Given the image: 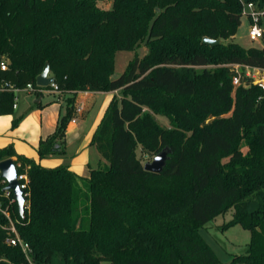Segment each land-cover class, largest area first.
Segmentation results:
<instances>
[{
  "label": "trees",
  "instance_id": "obj_1",
  "mask_svg": "<svg viewBox=\"0 0 264 264\" xmlns=\"http://www.w3.org/2000/svg\"><path fill=\"white\" fill-rule=\"evenodd\" d=\"M105 1L0 0V115L12 112L13 90L41 89L35 81L46 64L61 94L120 92L91 138L106 165L87 178L0 150V162L14 159L27 176L24 216L10 219L32 262L220 264L198 229L233 208L227 228L240 225L250 241L231 264H264V91L245 79L234 87L231 67L264 68V40L249 49L222 42L235 36L243 4L264 9V0H112L99 8ZM142 41L145 57L111 79L116 52ZM214 64L225 67L207 69ZM73 102L40 141V158L64 154ZM138 146L168 150L160 174L144 171ZM4 187L0 178L2 209ZM13 236L0 214V264H28L6 243Z\"/></svg>",
  "mask_w": 264,
  "mask_h": 264
},
{
  "label": "rangeland",
  "instance_id": "obj_2",
  "mask_svg": "<svg viewBox=\"0 0 264 264\" xmlns=\"http://www.w3.org/2000/svg\"><path fill=\"white\" fill-rule=\"evenodd\" d=\"M112 0L105 2H98V6L101 9H110ZM260 27L263 30V37L261 39L252 41L249 38L250 23L243 15L241 18V25L238 27L235 36L232 39L222 41L224 44L236 43L244 49L249 48H263L264 40V18L260 21ZM148 50L145 46V41L139 43V45L133 51H118L114 57V72L111 75V79L117 78L126 68L129 61L135 57L143 58L147 54ZM225 67V65H211L207 69H218ZM230 67V66H229ZM180 73H185V68H175ZM203 68H194L196 73H199ZM50 76L52 74L50 73ZM27 90L26 87L20 91ZM19 92V91H18ZM17 92V93H18ZM16 93V94H17ZM75 95V94H69ZM120 98V92L116 96ZM80 98V97H79ZM112 94L110 92H100L94 94L92 98H88L84 104H89V112L86 113V118H79V127L76 129H68L66 127L65 136L63 140L64 154L53 155L44 158H40L38 155V147L41 140H45L54 131V126H49V117L56 116L62 118L66 114V106H52L44 115L38 114L37 108L29 106L25 109V112L18 114L16 110H12L10 114L0 115V150L9 146L13 151L26 159L33 160L39 166L46 169H54L60 166H68L71 170H76V175L82 178H87L91 169H96L98 163L101 162V158L98 155L97 150L91 145V138L103 117L105 110L112 101ZM70 97H67V101ZM79 101V100H78ZM80 102V101H79ZM19 107V101L17 102ZM73 117H75L74 102ZM42 117V118H41ZM155 119L157 123L166 129L171 128V123L165 117L156 115ZM42 122V131L39 133V125ZM39 134L42 139H39ZM85 146L81 151V146ZM137 158L141 164L151 163L156 157L155 154L146 153L140 146L136 148ZM106 165L105 162H102ZM252 211L256 209L255 205H252ZM16 203L11 204L10 215L16 213ZM234 213L233 208L227 209L224 213L217 216L203 227L198 229V232L203 237L205 242L213 249L220 264H231L232 257L244 255L246 252V246L250 241V232L244 230L240 225H234L227 228V224L231 222L232 215ZM2 215V213H0ZM6 218L4 215H2ZM52 264H62L58 255L54 256Z\"/></svg>",
  "mask_w": 264,
  "mask_h": 264
},
{
  "label": "built area",
  "instance_id": "obj_3",
  "mask_svg": "<svg viewBox=\"0 0 264 264\" xmlns=\"http://www.w3.org/2000/svg\"><path fill=\"white\" fill-rule=\"evenodd\" d=\"M242 15H244L247 20L250 23V29H249V38L252 41L261 39L263 37V30L260 27V21L264 18V9H259L255 4L253 3H248V4H243V10H242ZM235 72V76L232 80V84L234 87L240 86L242 79L245 80H250L252 85L257 86L258 88H260L261 90L264 91V68L262 69H257V68H250V67H246V66H240V65H233L231 66ZM7 68V64L5 63V61H2L0 63V69L2 71L6 70ZM40 88V87H39ZM27 90L30 91H35L38 93H60L59 89L57 87V85L55 83L51 84L48 89L46 88H41L38 89L37 91L33 88V86L31 84H28L26 86ZM14 93H17L18 89L13 90ZM15 102L13 104V108H15ZM81 108H79L78 110H80ZM74 122V120L72 121ZM17 169L20 167L19 164H16ZM17 180L19 182V188L23 191V193L25 194L26 190H27V176L26 173H19L17 174ZM3 183L4 180H2ZM4 197L7 200V206L5 209L1 208L0 205V213H2V215H4L6 217V219L9 221L10 223V232L14 234L13 237H8L6 239V243L10 246H14V247H18L21 252L23 253V255L25 256V259L27 260L28 264H34L31 260V256H30V249L28 247V245L23 242L19 236L16 233V230L14 228L13 222L10 219V208H11V204L15 202L12 194L10 192H4Z\"/></svg>",
  "mask_w": 264,
  "mask_h": 264
},
{
  "label": "crops",
  "instance_id": "obj_4",
  "mask_svg": "<svg viewBox=\"0 0 264 264\" xmlns=\"http://www.w3.org/2000/svg\"><path fill=\"white\" fill-rule=\"evenodd\" d=\"M48 76H50V72L48 73ZM100 92H77L75 95H70L69 94H61V93H37L35 91H30V90H23L19 91L16 95L15 98V105L16 107L13 108V110H16L18 114L22 113L23 111L25 112V109L28 108L29 106H32V108L36 107L38 114L40 116L44 115L45 111H47L50 107L52 106H61L62 104H65L67 107L66 99L67 97L73 98L74 99V106H75V117L70 120L68 123V129H76L79 127V118H86V113L89 112V104H84L88 98H92L94 94H99ZM113 97H116L118 94V91L110 92ZM80 97V98H79ZM80 102H79V101ZM19 101V107L17 106V102ZM81 108L80 110H78ZM79 117V118H78ZM42 118V117H41ZM74 120V122H72ZM58 121V117L52 116L49 117L48 125L54 126L56 128ZM42 122L40 123L39 127V133L42 131ZM39 139H42V136L39 134ZM84 145L81 146V151L85 150ZM95 148V147H94ZM96 149V148H95ZM99 155V154H98ZM14 160V159H13ZM104 162L101 159V162L98 163L97 168L101 165L104 166ZM68 167V166H67ZM96 168V169H97ZM68 169L73 172L74 174L76 173V170ZM93 170V169H91Z\"/></svg>",
  "mask_w": 264,
  "mask_h": 264
},
{
  "label": "water",
  "instance_id": "obj_5",
  "mask_svg": "<svg viewBox=\"0 0 264 264\" xmlns=\"http://www.w3.org/2000/svg\"><path fill=\"white\" fill-rule=\"evenodd\" d=\"M202 44L213 47L219 44V40H211L208 38L202 39ZM49 67L45 65L42 73L36 78V86L40 88H48L54 83L53 76H48ZM168 158V150L164 149L156 155L151 163L143 165V169L146 172L153 174H160L165 166ZM18 169L13 159H7L0 162V178L4 180L5 187L3 192H10L15 200L17 212L23 217L25 211V198L23 191L19 188V182L17 180Z\"/></svg>",
  "mask_w": 264,
  "mask_h": 264
}]
</instances>
